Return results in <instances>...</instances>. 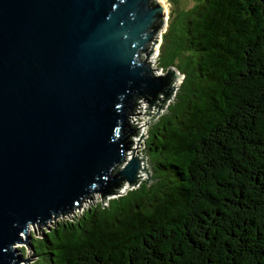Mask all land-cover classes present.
<instances>
[{
	"label": "trees",
	"instance_id": "16d2710c",
	"mask_svg": "<svg viewBox=\"0 0 264 264\" xmlns=\"http://www.w3.org/2000/svg\"><path fill=\"white\" fill-rule=\"evenodd\" d=\"M184 17L162 58L185 77L160 119L148 105L151 184L32 232L48 264H264V0H195Z\"/></svg>",
	"mask_w": 264,
	"mask_h": 264
},
{
	"label": "water",
	"instance_id": "95a60500",
	"mask_svg": "<svg viewBox=\"0 0 264 264\" xmlns=\"http://www.w3.org/2000/svg\"><path fill=\"white\" fill-rule=\"evenodd\" d=\"M164 18L157 0H0V264L23 260L30 224L149 184L134 106L157 117L179 82L149 62Z\"/></svg>",
	"mask_w": 264,
	"mask_h": 264
},
{
	"label": "rangeland",
	"instance_id": "374dc122",
	"mask_svg": "<svg viewBox=\"0 0 264 264\" xmlns=\"http://www.w3.org/2000/svg\"><path fill=\"white\" fill-rule=\"evenodd\" d=\"M158 2L162 3V4H166L168 6V13L165 14V18H164V23H163V28L158 32L159 34V44L155 50V52H153L150 56H149V61L153 67V69L161 74H165L167 73L169 67H167L166 65H164V59L162 58V50H163V43L165 41V37L166 35H168V30L171 26V24L173 22H177L180 21L181 19H183L184 15H188V12L194 7L195 5V0H157ZM186 15V16H187ZM185 16V17H186ZM184 17V18H185ZM185 29L182 27L181 28V33H183ZM184 45V44H183ZM186 56V54H185ZM173 67L177 68V73L179 75V77H177L179 80V83L176 82L177 85H180L181 82L183 81L185 75L184 73H181L180 70H182V65L180 63V61L176 60L175 63H173ZM179 88H174V91L172 93L173 98H175V95L177 93ZM143 105H144V109H145V113L143 115H139L141 116L139 118V116L137 117L138 121H141L140 124H138L139 128L141 129V133L143 136L141 137L140 134L137 133V141H136V135H134L132 137L133 139V144H134V148H131V152L133 151V154H143L144 156L147 155V151H148V147L150 146V143L153 140L152 138V128H151V123H153L152 121L155 120L152 119V116H155L154 114H152L150 112V110L148 109V105L150 106V103L146 100L143 101ZM153 107H156V105H153ZM150 112L151 116H148V113ZM166 112V111H165ZM161 114H164V112H162ZM161 114L158 115V119L161 118ZM151 118V120H150ZM136 120V121H137ZM150 120V123H148ZM158 122V121H157ZM136 132V131H135ZM139 135V136H138ZM146 161L147 163H152V161L149 159V157L146 156ZM152 166L154 167L153 163ZM148 168L150 166H147ZM152 172L153 169L151 171L150 176H152ZM145 177H143L142 182L147 180V174L144 173ZM141 182V183H142ZM149 184H151V180H149ZM140 186V185H139ZM137 188V187H135ZM128 189H133V188H128ZM101 194H95L91 197H89L88 199H86L83 204L81 205V208L79 209H75L69 216H67L68 214H66V216L62 217H58L56 220H51L50 222H48L46 225L42 226L40 228V230H38V228L34 231V229L31 228V234L32 232H35V234L37 233V238H39L40 236H43L44 232L48 231V230H52L53 226H58V221H64V219L67 218H71L74 215H76L77 217H79V215L82 212L86 211V208H92L95 207L96 205H100V204H104V205H108V200L109 199H105L103 200ZM67 217V218H66ZM34 243L38 246V256H36V251L34 250L32 243ZM18 249L20 250V255L23 257L22 262H20L19 264H48L47 261L44 258V255L41 253L42 252V247H41V242L38 239H34L30 238L27 242L25 243H19L17 244Z\"/></svg>",
	"mask_w": 264,
	"mask_h": 264
},
{
	"label": "clouds",
	"instance_id": "9594fccd",
	"mask_svg": "<svg viewBox=\"0 0 264 264\" xmlns=\"http://www.w3.org/2000/svg\"><path fill=\"white\" fill-rule=\"evenodd\" d=\"M150 62V61H149ZM151 64V63H150ZM152 66V65H151ZM134 135H136V132L134 131V134H133V136ZM132 141H133V139H132ZM132 148H134V144H133V147ZM133 154V151L131 152V154H130V156ZM130 156L128 157V158H130ZM84 202V201H83ZM83 202L80 204V205H78L75 209H79V208H81V205L83 204ZM75 209H73V210H71V211H69V212H67V213H64L63 215H61L62 217H64V216H66V214H68L67 216H69ZM60 217V216H59ZM57 219V218H56ZM55 219V220H56ZM50 222V221H49ZM48 223V222H47ZM46 225V224H45ZM42 226H44V225H39L38 223H36V224H30V227H29V235H31V228L32 229H34V231L38 228V230L42 227ZM23 239L25 240V235L23 234ZM19 243H21V242H17V244H19ZM25 243V242H24ZM18 247V246H17ZM23 260H26V259H23ZM22 260V261H23ZM21 261V262H22ZM20 263V262H19Z\"/></svg>",
	"mask_w": 264,
	"mask_h": 264
},
{
	"label": "bare ground",
	"instance_id": "6f19581e",
	"mask_svg": "<svg viewBox=\"0 0 264 264\" xmlns=\"http://www.w3.org/2000/svg\"><path fill=\"white\" fill-rule=\"evenodd\" d=\"M164 5H165V14H167L168 13V6L166 4H164Z\"/></svg>",
	"mask_w": 264,
	"mask_h": 264
}]
</instances>
